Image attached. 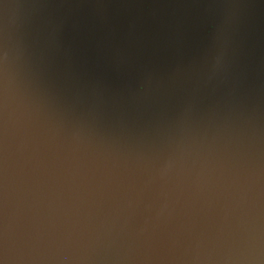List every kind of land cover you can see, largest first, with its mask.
<instances>
[{
  "label": "water",
  "instance_id": "water-1",
  "mask_svg": "<svg viewBox=\"0 0 264 264\" xmlns=\"http://www.w3.org/2000/svg\"><path fill=\"white\" fill-rule=\"evenodd\" d=\"M3 264H264V0H0Z\"/></svg>",
  "mask_w": 264,
  "mask_h": 264
},
{
  "label": "snow or ice",
  "instance_id": "snow-or-ice-1",
  "mask_svg": "<svg viewBox=\"0 0 264 264\" xmlns=\"http://www.w3.org/2000/svg\"><path fill=\"white\" fill-rule=\"evenodd\" d=\"M0 112H2V103H0ZM2 152H3V124L0 121V215L3 212V182H2ZM3 231L0 230V254H3L6 250L3 247ZM0 264H3V260L0 259Z\"/></svg>",
  "mask_w": 264,
  "mask_h": 264
}]
</instances>
